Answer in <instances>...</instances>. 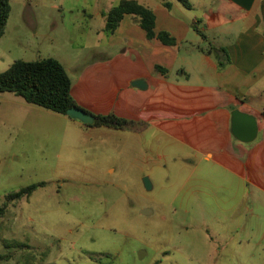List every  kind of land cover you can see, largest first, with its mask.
Returning a JSON list of instances; mask_svg holds the SVG:
<instances>
[{
  "label": "rangeland",
  "instance_id": "374dc122",
  "mask_svg": "<svg viewBox=\"0 0 264 264\" xmlns=\"http://www.w3.org/2000/svg\"><path fill=\"white\" fill-rule=\"evenodd\" d=\"M10 2L12 11L0 39V73L18 60L54 58L67 68L79 107L95 116L114 113L135 120L146 114V105L152 113L160 104L166 117L174 116L166 108L172 101L154 88L142 92L127 84L142 66L138 58L113 55V69L94 79L88 76L109 63L103 55L93 58V52L109 50L98 43L97 27L82 13L95 0ZM207 77L215 98V79ZM200 79L194 75L191 88ZM197 93L203 94L192 92ZM204 99L210 106L211 99ZM254 103L255 110L246 102L233 107L254 116L263 128L264 96ZM175 120H154L142 134L89 128L12 93H0V264H264V246L255 251L248 245L241 251L232 248L244 239L235 230L248 225L247 209L252 206L241 203L242 186L204 162L192 174L198 158L189 156L181 136L171 134ZM260 142L258 138L246 148ZM259 163L264 180V159ZM208 175L216 188L204 182ZM32 185L40 187L31 197L7 201L8 195ZM231 188V195L223 192ZM238 189L241 200L232 203L229 198ZM258 196L264 198V193L258 191ZM262 214L253 221L260 230Z\"/></svg>",
  "mask_w": 264,
  "mask_h": 264
},
{
  "label": "crops",
  "instance_id": "0c3cea01",
  "mask_svg": "<svg viewBox=\"0 0 264 264\" xmlns=\"http://www.w3.org/2000/svg\"><path fill=\"white\" fill-rule=\"evenodd\" d=\"M122 1L95 0L92 6L82 11L90 26L97 27L95 31L98 43L109 50L93 52L95 60H100L103 55L109 63L102 70H91L88 76L94 79L113 69L116 59H113V55H119L120 59L128 56L138 58L142 66L127 78V84L142 92H150L154 88L166 100L172 101L166 107L169 108V113L174 114L170 118L176 119L174 133H170L181 136L183 144L191 151L189 156L198 158V162L193 163L192 174L197 172L198 165L203 162L213 172L222 174V170L235 179L232 182L242 186L245 194L241 203L252 205L247 209L248 225L244 222L237 225L235 230L236 235L244 239H238V243L232 248L239 251L245 245L250 246V251L263 248L264 229L254 227L253 221L259 220L264 211L259 206L264 204V198H255L258 191L264 193V180L259 171V162L264 159L261 155L264 151L261 149L264 148V127H260L258 123L256 140L261 138V142L253 149H248L246 146L256 140L251 143L237 140L232 134L231 123L232 113L237 110L233 105L246 102L250 109L255 110L254 100L264 96V0H188L190 8L181 0H134L149 8L155 16V36L152 38L147 36L140 21L128 14L124 15L119 27L112 34H106V15ZM160 33L169 34L172 42L164 43L159 38ZM222 49L226 51L230 62H226V56L218 51ZM133 53L134 55H130ZM221 57L225 62L223 68L219 67ZM65 69L69 74L67 68ZM194 75L202 77L198 87H193L195 89L190 85ZM209 75L216 82L215 98L210 92V85H207L208 77L205 79ZM136 81H142L143 87H134L133 83ZM72 88L75 99L74 87ZM158 88H163L164 91ZM193 91L203 94L193 95ZM202 96L211 99L210 106L204 104L206 100H201ZM149 103L151 104L150 101ZM146 106V114L135 120L119 117L114 113L106 115L114 114L126 120L147 123L146 130L142 132L129 131L134 134L146 132L155 123L154 120L163 118L169 121L170 118L164 115L162 104L156 106L152 113V106ZM210 108L215 112L207 114L206 110ZM85 109L90 108L86 106ZM87 111L93 113L92 110ZM198 115L202 117L198 118ZM262 115L264 116V106ZM219 132L221 133L218 134ZM232 136L237 140L236 143ZM213 140H218V143ZM241 151H244V157ZM208 176L204 182L216 188L217 183L211 182L210 179L213 178ZM232 185L234 186L233 183ZM232 189L228 192L224 189L223 192L231 195ZM238 195L239 189L229 200L239 203L241 199Z\"/></svg>",
  "mask_w": 264,
  "mask_h": 264
},
{
  "label": "trees",
  "instance_id": "16d2710c",
  "mask_svg": "<svg viewBox=\"0 0 264 264\" xmlns=\"http://www.w3.org/2000/svg\"><path fill=\"white\" fill-rule=\"evenodd\" d=\"M181 1L187 8L191 7L188 0ZM166 6L170 8L169 4H166ZM11 11L10 0H0V39L5 34V28ZM126 14L135 16L140 21L142 28L146 31L149 38L155 36V16L153 12L134 0H123L111 9L106 15L107 24L105 32L112 34L119 27ZM159 38L167 44L172 42L167 33H160ZM218 51L221 55L226 56L227 54L223 49ZM225 61L230 62L228 56H226ZM224 66L225 62L221 57L219 67L223 68ZM0 93H12L22 98L28 104L64 116L67 115L68 110L80 108L72 96V80L69 74L64 66L54 58L32 62L15 61L5 72L0 73ZM86 126L106 127L138 133L146 130L148 125L144 122L126 120L110 114L95 116V123ZM40 186L43 187L44 184ZM40 186L32 185L22 189L20 192L8 195L7 201L14 200L15 197H31ZM3 214L4 209L0 208V219Z\"/></svg>",
  "mask_w": 264,
  "mask_h": 264
},
{
  "label": "water",
  "instance_id": "95a60500",
  "mask_svg": "<svg viewBox=\"0 0 264 264\" xmlns=\"http://www.w3.org/2000/svg\"><path fill=\"white\" fill-rule=\"evenodd\" d=\"M134 87L142 88L143 82L136 81L133 83ZM67 117L78 120L84 125H93L95 123V116L80 108H72L68 110ZM232 134L233 136L243 143H251L256 140L258 136V122L254 116L242 113L235 110L232 113ZM147 189L150 190L151 183L148 178L144 179ZM146 214L147 211H144Z\"/></svg>",
  "mask_w": 264,
  "mask_h": 264
}]
</instances>
